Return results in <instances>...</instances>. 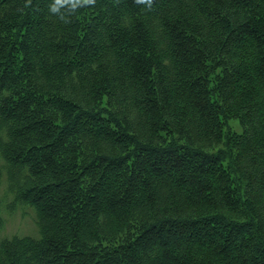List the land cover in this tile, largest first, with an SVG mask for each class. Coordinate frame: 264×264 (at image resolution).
Here are the masks:
<instances>
[{"label": "trees", "instance_id": "obj_1", "mask_svg": "<svg viewBox=\"0 0 264 264\" xmlns=\"http://www.w3.org/2000/svg\"><path fill=\"white\" fill-rule=\"evenodd\" d=\"M0 158V264H264V0H0Z\"/></svg>", "mask_w": 264, "mask_h": 264}, {"label": "rangeland", "instance_id": "obj_2", "mask_svg": "<svg viewBox=\"0 0 264 264\" xmlns=\"http://www.w3.org/2000/svg\"><path fill=\"white\" fill-rule=\"evenodd\" d=\"M239 130V127H236ZM4 162L0 158V172H1V189L0 196L2 199L1 210L5 219V226L0 232V241L3 238L12 236H37L38 228L36 225L35 211L28 206L17 205L11 207L14 196L8 191L7 174L3 168Z\"/></svg>", "mask_w": 264, "mask_h": 264}, {"label": "clouds", "instance_id": "obj_3", "mask_svg": "<svg viewBox=\"0 0 264 264\" xmlns=\"http://www.w3.org/2000/svg\"><path fill=\"white\" fill-rule=\"evenodd\" d=\"M63 0H57V5L62 4ZM79 2V0H78ZM84 3H94V0H83ZM140 2H142V0H140ZM77 4H73V7H76ZM53 11H56L55 8L52 9Z\"/></svg>", "mask_w": 264, "mask_h": 264}]
</instances>
